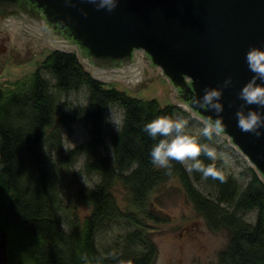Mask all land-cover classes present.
<instances>
[{
    "label": "trees",
    "instance_id": "trees-1",
    "mask_svg": "<svg viewBox=\"0 0 264 264\" xmlns=\"http://www.w3.org/2000/svg\"><path fill=\"white\" fill-rule=\"evenodd\" d=\"M112 81L94 78L75 51L47 48L46 55L31 73L0 86V247L6 245L7 263L18 257L25 264H152L157 246L149 223L159 215L147 210L151 192L171 177L178 176L196 211L213 230H228V241L215 262L204 264H264V181L250 164L238 176L227 172L223 159L212 161L226 180L204 179L214 186L206 195L195 185L202 174H189L172 161L171 175L151 163L154 143L144 126L158 116L176 119L188 113L173 103L129 93ZM86 87L88 102L64 111L62 94ZM123 110L122 123L115 128L105 112L113 105ZM81 120L90 138L64 152L65 125ZM199 143L209 139L186 130ZM215 136V135H214ZM111 148L101 151L106 144ZM80 154L86 156L84 170L96 173L99 181L88 186L70 172L76 197L91 209L81 222L63 215L62 182ZM122 184L128 203L121 207L115 187ZM256 210L253 221L244 215ZM65 222L67 225H65ZM122 223L118 247L105 251L97 233ZM63 225V227H62ZM117 253V259L109 254Z\"/></svg>",
    "mask_w": 264,
    "mask_h": 264
},
{
    "label": "water",
    "instance_id": "water-1",
    "mask_svg": "<svg viewBox=\"0 0 264 264\" xmlns=\"http://www.w3.org/2000/svg\"><path fill=\"white\" fill-rule=\"evenodd\" d=\"M116 5L109 12L88 0H0V70L9 49L30 57L46 47L75 51L94 78L126 87L160 69L173 88L171 102L213 119L215 113L195 106L193 98L231 76L233 84L223 94L222 136L264 176V135L242 132L235 118L242 103L238 92L252 77L245 54L264 50V0H116ZM250 107L264 119V109Z\"/></svg>",
    "mask_w": 264,
    "mask_h": 264
},
{
    "label": "rangeland",
    "instance_id": "rangeland-1",
    "mask_svg": "<svg viewBox=\"0 0 264 264\" xmlns=\"http://www.w3.org/2000/svg\"><path fill=\"white\" fill-rule=\"evenodd\" d=\"M34 52V51H33ZM47 47L44 50L35 51L32 56H28L17 51L9 49L6 62L0 70V86L10 82L13 79L31 73L36 68L39 61L46 55ZM116 82V81H112ZM120 87H126L124 83L116 82ZM129 93L136 94L142 97H154L159 99L162 103L172 101L168 90H172L169 86L168 78L162 75L160 69H153L145 72L138 80L135 81L134 86L126 87ZM86 87H82L77 91H70L68 94H62L61 99L64 102V111L69 107H76L86 104L88 102ZM187 109L186 114H177L176 119L182 118L187 121L186 129L194 133H201L202 125L199 123L191 109ZM106 122L111 123L115 128L122 123L123 110L117 104L111 105L105 112ZM64 152L71 147L86 141L90 138V131L88 125L81 120H73L68 125L64 126L62 133ZM106 144L101 146V151L104 153L111 148L110 141L106 137ZM207 145L215 149L217 159H223L226 171L232 172L238 176L239 171L249 164L247 159L233 147L228 139L224 136H213L208 141ZM73 163L69 166L63 179L61 192L63 198V216L65 218L71 217L78 223L91 210L89 205L83 201H78L76 197V185L71 183L72 176L70 172H76L78 181L88 186H94L99 181V175L91 173L88 175L84 170V162L86 156L84 154L78 155ZM197 187L206 195H213L214 186L199 179L195 182ZM183 183L178 176L169 178L164 184L158 186L150 193L147 203V210L154 215H159L160 220L154 221L152 218L145 217L144 221L149 223L150 236L153 238L157 246L156 260L152 264H204L206 262H215L218 257V252L226 246L228 241V230L225 227L219 230H213L207 225V221L203 214L196 211L194 204L188 198L184 191ZM122 184H117L115 192L121 207L128 203L126 196V189ZM256 210H251L244 216L253 221L256 215ZM65 225L67 223L65 222ZM122 223H115L97 233V243L105 251H114L119 242V233L124 230ZM118 241V242H117ZM0 247V264H8L5 247ZM5 255V257H4ZM20 259V258H19ZM18 257L13 258L12 264H25L19 260Z\"/></svg>",
    "mask_w": 264,
    "mask_h": 264
},
{
    "label": "clouds",
    "instance_id": "clouds-1",
    "mask_svg": "<svg viewBox=\"0 0 264 264\" xmlns=\"http://www.w3.org/2000/svg\"><path fill=\"white\" fill-rule=\"evenodd\" d=\"M89 3L97 4V10L105 9L112 12L116 8V0H88ZM87 15V13H85ZM245 63L249 72L252 73L250 81L241 87L237 98L242 101L240 107L235 112L237 127L245 133H253L257 138L264 135L261 131L264 128V119L257 111L250 106L255 105L259 109H264V50L250 48L245 54ZM233 84L232 77L229 76L223 84L216 88H205L201 97L193 98V104L216 115V119L196 116L195 119L202 125L201 134L211 140L213 136H222L225 127L220 119L224 111L223 94L224 90ZM245 109H247L245 111ZM187 121L178 118L172 119L168 116H158L144 126V132L154 141L150 150L151 163L157 169H164L171 175L172 161L182 164L185 170L192 174L199 172L203 179L212 178L224 182V173L217 169L214 164L205 165L199 158L203 154L208 159L215 161L217 153L215 149L208 145L199 143L195 136L186 132ZM227 164V161H225ZM264 180V176L260 177ZM63 227V225H62ZM112 259H117V253L109 254ZM104 257L97 260L101 264ZM118 264H124L122 260Z\"/></svg>",
    "mask_w": 264,
    "mask_h": 264
},
{
    "label": "built area",
    "instance_id": "built-area-1",
    "mask_svg": "<svg viewBox=\"0 0 264 264\" xmlns=\"http://www.w3.org/2000/svg\"><path fill=\"white\" fill-rule=\"evenodd\" d=\"M233 146V145H232ZM234 147V146H233ZM236 151H238V152H240L239 150H237L236 149ZM241 153V152H240ZM242 154V153H241ZM245 158H246V156L244 155V154H242ZM247 159V158H246ZM247 162H249V160L247 159ZM249 164H250V162H249Z\"/></svg>",
    "mask_w": 264,
    "mask_h": 264
},
{
    "label": "flooded vegetation",
    "instance_id": "flooded-vegetation-1",
    "mask_svg": "<svg viewBox=\"0 0 264 264\" xmlns=\"http://www.w3.org/2000/svg\"><path fill=\"white\" fill-rule=\"evenodd\" d=\"M44 49H45V48H44ZM44 49H43V50H44ZM35 51H36V50H34V52H35ZM9 55H11V53H10Z\"/></svg>",
    "mask_w": 264,
    "mask_h": 264
}]
</instances>
